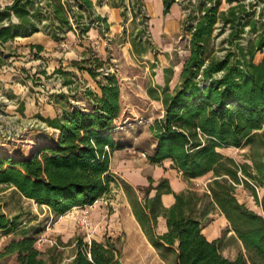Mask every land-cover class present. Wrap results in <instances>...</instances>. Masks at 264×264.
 Instances as JSON below:
<instances>
[{"label": "trees", "instance_id": "16d2710c", "mask_svg": "<svg viewBox=\"0 0 264 264\" xmlns=\"http://www.w3.org/2000/svg\"><path fill=\"white\" fill-rule=\"evenodd\" d=\"M8 1L0 8V64L11 56L3 54L2 46L17 37L43 32L60 42L68 32L84 37L94 25L101 31L109 29L90 0ZM221 1L196 0L191 5L184 30L189 55L179 83L172 91L159 86L149 91L150 96L157 95L163 113L149 127L154 150L148 162L161 165L168 160L186 181L211 174L208 193L199 196L191 189L176 193L168 180L153 186L148 179V186L139 189L140 197L130 185H123L132 215L165 264H264V216L239 203L234 193L236 185L244 184L264 213V199L258 201L256 194L257 188L264 189V159H253L251 167L219 152L254 145L264 151V0L256 18L255 11H247L240 2L232 5L234 0H226L229 7L219 11ZM173 4L175 0H162L164 15ZM218 23L219 31L229 28L228 49L222 57L207 52ZM248 33L254 39L244 45L243 35ZM29 47L38 53L43 50L40 45ZM256 53L262 54L258 63ZM71 66L96 84L97 91L84 90L88 108L62 106L55 118L42 119L43 130H52L54 136H41L43 141L26 150L0 141V186L13 188L56 218L73 208L91 206L109 191L111 156L122 147L112 135L121 111L116 76L104 72L105 62L96 56ZM54 74L65 87L72 84L71 73L58 69ZM162 195H172L170 207L163 206ZM203 197L210 199L241 243L244 253L233 260L220 254V238L209 241L202 234ZM159 217L166 226L161 235L155 232ZM18 226V215L0 213V264H46L33 237L18 233ZM120 257L121 250L111 240L92 241L76 247L70 264H120Z\"/></svg>", "mask_w": 264, "mask_h": 264}, {"label": "rangeland", "instance_id": "374dc122", "mask_svg": "<svg viewBox=\"0 0 264 264\" xmlns=\"http://www.w3.org/2000/svg\"><path fill=\"white\" fill-rule=\"evenodd\" d=\"M237 1L247 11L254 10L253 18L257 17L261 0H234L232 5ZM8 3V0H0V8ZM105 4L119 9L121 22L118 25L121 28L110 29L109 26L108 31H101L102 27L94 25L92 28L97 30V34H91V43L87 36L79 37L80 43L77 44L65 37L50 51L38 54L34 49L33 57L23 45L11 42L3 47V54L11 56L4 59L0 68L13 75L11 81L18 84V94L17 97H11L12 94L6 91L0 92V132L13 137L14 140L9 144L25 150L35 133L42 134L43 137L54 136L52 130H43L46 124L42 119L54 115L53 112H60L62 106L88 108L84 90L97 91L96 84L89 75L73 68L71 63L86 56L98 57L105 62L104 72L114 74L120 87L121 111L112 135L122 147L113 151H120V154L112 161L111 169L114 172H111L113 182L109 191L91 206L73 208L56 218L46 207H39L24 199L13 188L0 186V213L7 217L19 216L18 233L24 232L33 237L35 247L42 253L46 264H70L79 244H90L92 241L104 243L108 239L121 250L120 264H165L132 215L123 185H130L140 197L142 194L139 189L143 190L148 186V179L153 182V186L166 179L171 189L172 185L177 184L183 187L180 192L191 189L199 196L208 193L211 174L186 181L171 166L162 165V168L147 160L154 150L149 127L163 113L161 103L154 97L157 95L152 97L149 91L157 86L168 87L172 91L179 83L182 64L189 55V35L184 30L185 20L192 14L193 2L186 0L179 7L182 15L179 31L164 39L161 44H154L151 39L150 18L140 0H96L93 2L94 13H103L102 7ZM229 5L226 0H222L219 11H224L225 7L227 10ZM152 20L155 22L158 19ZM188 23L192 24L191 20ZM220 27L221 24L218 23L207 50L209 54L218 57H222L228 49L225 39L229 28L219 31ZM253 39V34H244L242 43L246 45ZM94 42L99 45L93 44ZM261 57V53H256L254 62L258 63ZM58 69L72 74L69 78L72 84L69 87H65L62 78L54 74ZM22 94L24 97L21 100ZM60 95L61 98L58 97ZM9 144H6L8 149H15ZM219 152L238 164H248L251 167L253 159H264V151L258 145L226 148ZM126 160L129 163L124 162ZM125 173H133L136 179L143 178L146 182L144 185H139L138 182L136 185L131 184ZM234 193L239 203L264 216L261 207L244 184L236 185ZM256 194L258 201L264 199V189L257 188ZM199 220L202 234L207 240L221 239L219 251L222 256L233 260L238 253H244L241 243L228 230V224L207 197H203ZM157 226L158 222L155 232Z\"/></svg>", "mask_w": 264, "mask_h": 264}, {"label": "crops", "instance_id": "0c3cea01", "mask_svg": "<svg viewBox=\"0 0 264 264\" xmlns=\"http://www.w3.org/2000/svg\"><path fill=\"white\" fill-rule=\"evenodd\" d=\"M90 1L93 4V2H95L96 0H90ZM140 2L142 3L143 8L147 12L148 18H150L149 22H150L151 39H152L154 44H161L164 39H166L167 37L173 36L174 34H176L179 31L180 23L182 21V15H181V10H180L178 5L173 4L170 7L169 12L164 15L163 14L162 0H140ZM102 10H103L102 11L103 13H99V15L106 19V22L110 26V29H113L115 27L121 28L118 25L121 22V18L119 16L120 11L118 8L108 6L107 4H105L102 7ZM223 10L225 11L226 7ZM173 13L175 15H173ZM154 18L158 19V20L154 22L152 20ZM114 24H116V25L114 26ZM93 33L97 34V30L90 28V30L85 35L89 38V40H88L89 43H91V37L90 36ZM65 37L67 39L71 38L72 42H74L75 44L80 43V40H78L79 37H78L76 31L68 32L65 35ZM82 38H84V37H82ZM11 42H12V44H15V45L19 44V46L23 45L24 47H26L28 50V53L30 52L29 54L31 55V57L34 56L33 52H35V50L34 49L30 50L29 45H40L43 50L39 53H43L45 51H50L51 48H53V47L56 48V45L59 43V42L53 41L48 34L43 33V32H37V33H34V34H32L30 36H26V37H17V38H14L13 41H10L8 43L11 44ZM8 43H6V44H8ZM93 44H98V42H94ZM5 45L2 46V48H1L2 51H3V47H5ZM12 76L13 75L11 73L5 72L2 68H0V92L6 91V92L12 94V95H10L11 97L12 96L17 97V94H18L17 86H18V84H16V82L11 81ZM21 89H23V87H21ZM23 94H25L24 91H23ZM23 94L20 97L21 100L24 97ZM59 113L60 112H57V113L53 112L54 115L49 116V117H45V119L46 118L53 119ZM41 136H42L41 134L35 133L34 135H32L30 142L33 143L35 141L36 142L43 141V138ZM117 154H120V151H115L111 156V161H110V171L111 172H114V171H112L111 166H112L113 158H115V156H117ZM124 162L129 163L128 160H126ZM124 162H123V164H125ZM170 164H171V162L166 160L161 164V166L162 165L170 166ZM164 166H162V168H164ZM162 174H164V172ZM125 177L129 182H131V184L133 183L134 185H136L135 183H137V182L139 183V185H144L146 182L143 178L136 179V177L133 173L132 174L131 173H125ZM172 189L174 192H180L183 190V187L181 188L176 184V185H172ZM161 201H162L163 206L168 208L173 204L174 199H173L172 195H162ZM222 218H223L224 222L226 224H228L226 219L224 218V216H222ZM157 222H158V226L156 228V233L158 235H161V234L166 232L165 221L162 217H159L157 219Z\"/></svg>", "mask_w": 264, "mask_h": 264}, {"label": "built area", "instance_id": "2783aa9c", "mask_svg": "<svg viewBox=\"0 0 264 264\" xmlns=\"http://www.w3.org/2000/svg\"><path fill=\"white\" fill-rule=\"evenodd\" d=\"M186 0H175L176 4L180 7L182 5H184V2ZM188 1V0H187ZM193 2V4H195L196 0H190ZM259 9V8H258ZM5 102H7V100H5ZM1 133V132H0ZM14 139L13 137H11L10 135H4L3 133L0 134V141H4V142H12Z\"/></svg>", "mask_w": 264, "mask_h": 264}]
</instances>
